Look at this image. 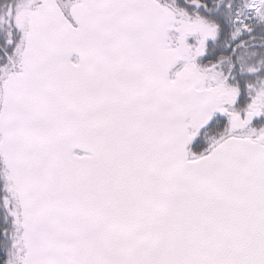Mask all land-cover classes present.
<instances>
[{"label": "snow or ice", "instance_id": "snow-or-ice-1", "mask_svg": "<svg viewBox=\"0 0 264 264\" xmlns=\"http://www.w3.org/2000/svg\"><path fill=\"white\" fill-rule=\"evenodd\" d=\"M0 264H264V0H0Z\"/></svg>", "mask_w": 264, "mask_h": 264}]
</instances>
